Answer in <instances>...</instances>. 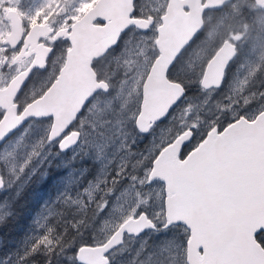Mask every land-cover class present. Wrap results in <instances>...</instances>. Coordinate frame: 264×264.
Wrapping results in <instances>:
<instances>
[{
    "label": "flooded vegetation",
    "instance_id": "af4514ba",
    "mask_svg": "<svg viewBox=\"0 0 264 264\" xmlns=\"http://www.w3.org/2000/svg\"><path fill=\"white\" fill-rule=\"evenodd\" d=\"M49 1H51L50 9H47L43 6L45 0H0V14L2 15V21L0 22V88L6 87L7 82L10 81L14 76L31 67L40 53H42L44 57L43 67L33 68L27 79V81H29L31 76L36 74V72L41 73L45 71L40 77V80L43 83L41 87L42 92L34 95L26 86L28 85V82L26 85L24 84L26 87L23 85L24 87H22V91L20 90L17 95V97L19 96L22 98H20L18 100V103H16L18 106L17 113H20L27 104L41 96L52 85L60 71L65 67L68 52L72 49L73 45L81 46L80 43H84L87 44L85 45V49H87L88 45L92 42L91 36L83 34L85 33L86 24L83 23L82 26L77 30H73L72 25L76 21L81 19L86 14V12L97 2V0L90 2V4L84 9V12L81 16L76 17L73 20L68 21L67 23H65L63 20L65 17L64 4H67V1ZM151 1L152 5L147 6L141 5L138 0H136L134 3V12L132 18L148 19L149 17H152L153 25L147 31V33L151 29H154L156 31V37H158V28L162 24H164L169 34L168 39L164 40L163 43L171 42L170 37L172 35L182 34V31L184 30L183 28L187 27L188 22L187 20H185V16L190 12V5L186 7L185 4H177L173 16L169 18L166 16L168 0ZM160 2H163V5H160ZM243 2L252 3L257 9L264 10V7L258 6L254 2V0H243ZM205 3L206 0H200V3L198 4L200 6H203ZM229 4H225L219 9H206L202 13V29L197 32L190 43L186 44L183 47L181 53L175 59L173 65L168 69L166 73L169 81L181 84L184 90V95L182 94L181 99L184 96L185 97L182 100L180 99L181 101L178 102L179 104L177 103L178 105L176 104L177 106L175 107V109L173 108L174 110L172 109L173 111L169 112L168 117L162 123L154 125V127L147 133V135H142L136 130V117L134 118L131 125V130L136 134L138 142L137 146L133 147V150L139 151L140 147L144 143L149 144V141L152 138L153 134L155 132H159L156 128L161 126V124L163 123H167L170 118L174 117V121L167 125V127H172L173 129L172 137L174 138L172 140L186 132L190 133L191 135L189 143L184 145L180 155L181 158H185V156H188L199 147V145L203 142L209 132L215 129L216 132L220 134L226 127H228L233 122L238 121L240 118H245L246 120L252 122L255 120L257 115L263 111L264 61L260 64V67L256 70V73L246 79V87L242 90L241 96L239 98L240 106H238V108L241 110V112L238 115L237 119L230 122H227L225 119H215L213 124L210 125L211 128L208 129V122H210V120L212 119L214 109L216 108V106H218L217 104L221 100V98L223 99L226 96V92L228 91L230 83L236 77L235 73L232 71V66L238 64V60L234 61V58L230 61L225 72L224 79L222 80L221 86L219 88L208 90L201 88L202 92H197L196 90V93H194V89L187 88L189 79L187 71L190 70V64L186 63V57L188 58L193 52H197V50L204 51V49L206 48L208 53L201 63V67H203L204 71V68L208 61L218 50L222 48L223 44L226 41H229L235 46L237 56L239 50L238 46L231 40L232 34L239 33L247 37L254 32L255 19L257 18V14H255V16H252L236 8L238 14L230 13L226 15L225 11L230 9ZM242 7H245L244 3H240L239 8ZM224 15L225 17H223ZM13 16L16 19L20 20L21 32L20 35L15 39V41H13L11 46L10 44L5 43V40H7V36L12 31ZM94 16L95 14L93 13L86 18L93 19L92 17ZM105 25L106 22L100 19H94L92 22L93 27H102ZM34 26L36 29L38 28V34L33 37H28L30 35L31 29ZM130 31H136L138 34H141L135 28L127 29L125 32H122L120 34L116 46L109 49L104 56L92 62L91 66L96 74L97 81L106 82L109 86V92L107 94L98 92L85 106V109L78 116L77 121L68 128L62 138L66 137L71 132L76 131L79 132L81 139V124H85L84 119L86 117L88 109L95 101L104 100L112 95L114 89L113 84L116 85L118 83L117 81L111 85V76L115 71L113 68L117 64L118 58L121 54V48L123 47L125 38ZM6 32L10 33L8 34ZM156 53L158 56L157 50ZM55 54H59V57L57 59H53ZM41 58L39 57L38 60L40 61ZM7 72L12 73L7 76ZM201 74L203 75V73ZM202 75H200L201 77L199 76V78H197L198 83L201 82ZM193 80L194 76L189 80V83L191 85L195 84L193 83ZM200 94H204L205 99H207V106L205 109V114L203 112H199L201 116H199V114H196V119H203L206 123L205 127L200 132H198L196 130V127L190 124L187 128L179 130L177 122L182 107L187 103L188 105L186 106L190 108V113L192 114L189 120L190 122L195 120L193 115V113L195 112L194 109H197L198 112V105L202 103H195L193 99L191 100L190 98H192L193 96L196 97ZM219 95L221 96L220 98ZM245 96H249V98L244 99ZM221 104L225 106L224 101H222ZM135 109H137V107ZM139 111L140 106L136 111V116L138 115ZM249 112H251V114H249ZM2 115L3 111L0 109V119ZM46 120L50 121L48 123L49 126H51L52 119L48 118L42 121ZM33 121L40 122L36 120ZM176 130L177 133L174 136ZM79 144L80 143H78L75 148L67 151L66 153H61L65 157L63 162H59L57 161V159H54L51 163L52 165L50 164L48 166L47 162H45L44 165L47 166V172L42 175H40L39 173L35 174L27 181V183L38 175L39 178L43 179L45 188H52L53 190H55V196H58L60 191L62 192V194H65L64 190L66 189V186L60 183V177L58 178V171L62 170L63 172L67 170V168L65 167L62 168L63 164H65V166H73V170L77 172L76 174H78L80 178V188L84 185L83 189L85 191L92 189L95 190L90 194V196H88L84 192H81L79 193L77 198L72 199L71 197H66L64 200H62L63 202H59V204L55 205L60 208L65 207L71 209L73 210V212H79L81 211L82 207L88 206V208H91L92 211L102 213V225L106 218L111 202L114 201L115 197L118 196V194L124 187L131 185L132 182L129 178L130 183L124 184L115 194H113V182H119L116 177L114 178V180H110L109 177L108 180L98 178L96 176V174H98V166L93 162L82 164L77 160L72 161L71 159H69V156L73 153L74 150L79 147ZM53 150L56 153H60L56 144ZM152 163L146 178H148L150 174ZM140 167L142 166H137L136 170L130 171L128 172V174L137 176V171ZM195 169L199 171V177L202 176L206 179H210L219 173V169L212 172L209 169H204L200 166H195ZM111 173L114 174L113 171L109 172V174ZM0 174L3 178L5 187L6 184H8V177L6 176L3 165L1 163ZM128 174L125 173L124 176H127ZM144 177L145 176H143V178ZM138 179H141V177H139ZM97 185H99V187H97ZM146 185L147 179L144 182V185L142 187H139V189L144 190L146 188ZM23 188L24 187L20 188L19 191H17V186H15L11 191L6 192L8 196L5 197H2L4 193L1 194L0 192V203L6 202V205L10 207V214L8 212V214L4 217L0 216V227L2 226L0 230V263L3 262L2 264H17L14 258L16 251L18 249H24V243L32 240L34 235L36 234V232H34V227L36 226L34 214L40 212L39 208L43 207L42 204H45V207H47V209H50V203L55 201V199L47 201L41 200L42 202L40 201L36 208H33L31 205L15 207L9 205V201L11 199H16L19 197ZM211 192L212 189H204L202 190V194L204 196L195 197L192 199L191 209L194 211V214L192 215V222L189 224V226H183L186 230V241L180 243V250L176 253L178 258H184L185 264H196L194 262H189L187 259L189 247L190 250L193 251V245L195 244L197 255L200 259L197 264H261L254 260V256L256 257L257 255V246L255 247L254 243H256L262 250H264V231L261 230L259 232H255L253 231V228L249 226L248 230H246L244 233L239 234V236L235 235V232L239 231L241 227L248 221L249 214L241 211L243 206L241 203L237 205H222L226 200V191H221L215 198L212 196ZM229 192L233 194L235 193V191ZM76 193L77 189L74 188L71 195H74ZM238 194L240 193H237L236 191V195ZM100 202L104 204L103 209L99 207ZM51 210V213H43L45 217H51L53 215V211H55L54 206H52ZM45 211L47 210L45 209ZM140 211L144 210L142 209ZM65 214L66 211L62 210V221H58V223L61 225H64V223H67L69 221ZM13 215H15L16 219L18 220H8ZM48 223L49 221H46L44 223V229L47 227ZM155 225L157 227L156 231L159 230L158 225L156 223ZM42 232L44 233V230H42ZM10 251H12L13 253H11ZM110 263L114 264L112 260H110ZM20 264L31 263L29 261H22Z\"/></svg>",
    "mask_w": 264,
    "mask_h": 264
},
{
    "label": "water",
    "instance_id": "95a60500",
    "mask_svg": "<svg viewBox=\"0 0 264 264\" xmlns=\"http://www.w3.org/2000/svg\"><path fill=\"white\" fill-rule=\"evenodd\" d=\"M135 1L98 0L81 19L76 21L72 29L77 30L83 23L86 24L83 34L91 36L92 42L87 49H85L87 44L84 43H80L81 46L73 45L68 52L65 67L52 85L42 96L27 104L20 113H17L18 106L14 104V100L27 81L31 70L35 67H43L42 53L37 56L31 67L10 80L6 88L0 89V109L4 112L0 119V148L28 121H41L48 118L52 119V123L47 139L53 144L59 142L57 143L59 152H66L78 145L79 132L74 131L62 139L61 137L77 121L85 106L98 92L104 94L109 92L106 82L97 81L91 66L92 62L116 46L122 32L130 28L145 32L153 25L152 17L132 18ZM230 1L206 0V3L200 6L198 4L200 0H168L166 16L169 18L173 16L177 4H185L186 7L190 5V12L185 16L188 25L183 28L182 34L172 35L171 42L165 43L163 41L168 39V30L164 24L158 28L156 41L158 56L152 62L145 77L140 111L135 119L136 130L140 134L147 135L154 125L164 121L180 101L182 94L184 95L181 84L169 81L166 73L183 47L190 43L202 29L204 10L219 9ZM254 2L264 7V0H254ZM93 13L95 14L93 19L86 18ZM94 19L105 21L106 25L93 27ZM12 22V31L5 40V43L11 46L21 32L20 20L13 16ZM37 34L38 28L34 26L28 37ZM235 56V46L226 41L206 64L200 87L207 90L219 88L224 79L225 70ZM39 57H42L40 61ZM190 137V133L186 132L165 146L156 155L148 176V183L158 182L163 185V229L173 225L188 227L192 220L188 222L186 216L192 219L194 214L191 209L192 199L204 196L202 190L209 188L212 189L214 198L221 191H226V200L222 205L241 203L243 205L241 211L249 214L248 221L235 232V235L244 233L249 226L255 232L264 231V106L263 111L254 121L240 118L220 134L214 129L207 134L194 152L181 158L183 147L189 143ZM195 166L209 169L211 172L219 169V173L210 179L199 177V171L195 169ZM3 187L4 181L0 174V190ZM229 191H235V195ZM236 191L240 194L236 195ZM156 229L154 221L145 213H141L137 218H130L121 223L103 243L80 247L75 253V262L77 264H111L110 254L124 243L125 236L139 237L145 232ZM254 245L257 246V255L254 256V260L263 264L264 250L256 243ZM187 259L196 264L200 260L195 244L193 251L189 247Z\"/></svg>",
    "mask_w": 264,
    "mask_h": 264
},
{
    "label": "rangeland",
    "instance_id": "374dc122",
    "mask_svg": "<svg viewBox=\"0 0 264 264\" xmlns=\"http://www.w3.org/2000/svg\"><path fill=\"white\" fill-rule=\"evenodd\" d=\"M66 1L67 4H64L65 17L63 19L65 23L81 16L84 9L94 0ZM138 2L141 5H152L151 0H138ZM240 3H244L245 7L239 8ZM160 5H163V2H160ZM229 5L230 9L225 11L226 15L236 12L237 8L252 16L257 14V18L255 19V27L252 34L247 37L239 33L231 35V40L238 46L239 50V53L234 59V61L238 60L239 63L232 66V71L236 77L230 83L226 96L223 99L221 98L217 104L218 106L214 109L212 119L208 122V129L211 128L210 125L213 124L215 119H225L227 122L237 119L241 112L238 108L240 106L239 98L242 90L246 87V79L255 74L260 64L264 61V10L257 9L254 4L243 2V0H232ZM43 6L50 9L51 1L45 0ZM1 21L2 15L0 14ZM147 31H139L141 34H138L136 31H130L127 34L117 64L113 68L115 71L111 76V85L117 81L118 83L116 85L113 84L114 89L110 97L95 101L88 109L84 119L85 124H81L82 136L79 147L73 151L69 159L72 161L77 160L80 163L93 162L98 166V174L96 176L105 180L109 179L108 174L113 171L115 174V176L113 174V178L116 177L121 181L126 177L124 176L125 173L128 174V172L136 170L137 166H142L137 171L138 177L133 174H128L132 183L124 187L118 196L115 197L114 201L111 202L94 245L106 241L119 228L121 223L130 218L135 219L141 213H145L153 220L159 226V230L145 232L139 237L125 236L124 243L110 254V258L114 264H185V259L178 258L176 253L180 250V243L186 241V230L183 226H173L168 229L162 228L164 225L163 186L158 182L148 183V178H146L150 168L149 164L152 163L157 153L170 144L169 142L173 141V129L172 127H167V125L174 121V117L170 118L167 123H163L156 128L159 132L153 134L149 141V146L144 151L133 150V147L137 146L138 138L131 130V125L134 118L137 117L136 111L141 103L142 86L145 77L150 69L151 63L157 57L155 48V42L157 41L156 31L154 29H151L148 33ZM207 53V49L205 48L204 51L197 50V52H193L188 58L186 57V63L190 64V70L187 71L189 76L187 85L189 88L191 86L189 80L193 76V83L199 85L197 78L203 73L201 63ZM58 57L59 54H55L53 59H57ZM197 67L198 69L194 72ZM44 72H36L27 81L28 85H26L27 82L25 83L34 95L42 92L41 87L43 83L40 77ZM7 73L8 76L12 72ZM9 82H7V85ZM194 90L196 93V88ZM197 92L200 91L197 90ZM193 97L190 99H193L195 103L201 102L202 104L198 105V112L197 109H194L195 112L193 115L195 120L192 122L189 120L192 116L190 108L186 106L188 105L187 103L184 104L177 122L179 130L187 128L190 124L195 126L198 132L205 127V121L203 119H196V117L199 112L205 114L207 99H205L204 94ZM20 98L18 96L14 100V103H18ZM247 98L249 96L244 97V99ZM222 101H224L225 106L221 104ZM136 107L137 109H135ZM46 121L37 123L33 120L29 121L19 131L12 134L6 140L5 144L1 146L0 163L3 165L5 174L8 177V184L0 191L1 194L4 193L2 197L8 196L6 192L11 191L15 186H17V191H19L35 174H45L47 172V166L54 159L63 162L65 157L61 152L56 153L53 150L55 144L57 145L59 142L53 144L47 139L50 128L48 122L50 121ZM69 150L71 149L67 151ZM45 162H47V166L44 165ZM64 167L67 170L63 172L59 170L58 178L60 177V183L66 186L64 190L65 194H62L60 191L55 201L50 203V209H47L45 204H42L43 207L39 208L40 212L34 214L36 223L34 227L36 234L34 237L43 233V225L50 218V216H46V219L43 214L44 212L51 213L52 206L63 202L62 200L66 197L75 199L81 192L90 196L95 190L85 191L83 189L84 185L80 188V178L76 174L77 172L73 170V166H65L63 164L62 168ZM143 176L145 177L143 178ZM139 177L141 179H138ZM146 179L147 185L142 195L139 187L144 185ZM110 180L112 179L110 178ZM74 188L77 189V193L71 195ZM6 204V202L0 203L1 217L7 215L8 212L10 214V207ZM99 207L103 209L104 204L100 202ZM142 209L144 211H140ZM66 261L70 263L75 262V255L67 256Z\"/></svg>",
    "mask_w": 264,
    "mask_h": 264
},
{
    "label": "trees",
    "instance_id": "16d2710c",
    "mask_svg": "<svg viewBox=\"0 0 264 264\" xmlns=\"http://www.w3.org/2000/svg\"><path fill=\"white\" fill-rule=\"evenodd\" d=\"M233 13L238 14V11ZM197 69L198 68H196L194 72ZM187 88H196V90L201 91L197 83L191 85L190 88L187 86ZM80 141L81 139H79L78 143H80ZM148 146V143H144L140 147V150L144 151ZM149 166H151V164H149ZM112 175L113 173L109 174L108 177L114 180ZM126 183H130L129 175L118 183L113 182V194ZM141 191L143 195V190ZM54 193L55 190L52 188H45L43 179L39 178L37 175L24 186L18 198L9 201V205L12 207L31 205L33 208H36L41 200L47 201L55 199L57 196H55ZM54 208L55 211H53V215L49 218V223L44 229V233H40V235L24 243V249H18L16 251L14 258L17 264H20L22 261H29L31 264H76V262H67L66 257L69 255L74 256L76 250L80 246H91L95 244L102 222V213L92 211L88 206L82 207L79 212H73L71 209L65 207L60 208L56 205ZM62 210L66 211L65 216L69 220L67 223H64V225L58 223V221H62ZM8 220L18 219L13 215ZM1 228L2 226L0 230ZM10 252L13 253L12 251Z\"/></svg>",
    "mask_w": 264,
    "mask_h": 264
},
{
    "label": "bare ground",
    "instance_id": "6f19581e",
    "mask_svg": "<svg viewBox=\"0 0 264 264\" xmlns=\"http://www.w3.org/2000/svg\"><path fill=\"white\" fill-rule=\"evenodd\" d=\"M95 30H96V29H95ZM186 218H187V221H188V222L192 220V219L189 218L188 216H186Z\"/></svg>",
    "mask_w": 264,
    "mask_h": 264
}]
</instances>
